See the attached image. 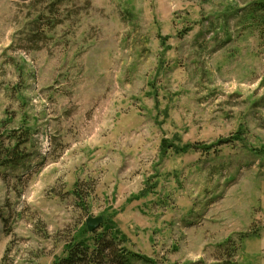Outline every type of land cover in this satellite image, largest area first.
<instances>
[{
    "label": "rangeland",
    "instance_id": "rangeland-1",
    "mask_svg": "<svg viewBox=\"0 0 264 264\" xmlns=\"http://www.w3.org/2000/svg\"><path fill=\"white\" fill-rule=\"evenodd\" d=\"M251 5L0 0V134L30 129L25 162L0 168V264H52L97 217L155 264H213L246 233L236 261L264 264Z\"/></svg>",
    "mask_w": 264,
    "mask_h": 264
},
{
    "label": "trees",
    "instance_id": "trees-1",
    "mask_svg": "<svg viewBox=\"0 0 264 264\" xmlns=\"http://www.w3.org/2000/svg\"><path fill=\"white\" fill-rule=\"evenodd\" d=\"M251 7L250 14L264 13V0H252ZM29 134L28 127L9 132L6 130L0 134V138L5 136L11 142V144L3 146L0 141V168H16L25 162L27 155L21 147L29 140ZM73 195L81 203L78 205L83 210L86 209L84 198L76 185ZM83 231L86 238L72 237L64 245L63 253L55 258L52 264H134L135 261L142 264H155L140 253L130 250L126 246L124 236L117 232L113 233L103 228L89 233L85 227ZM251 237H256V235L242 234L237 244L227 240L222 245L223 254L218 255L213 264H239L235 259L237 247L239 243Z\"/></svg>",
    "mask_w": 264,
    "mask_h": 264
},
{
    "label": "water",
    "instance_id": "water-1",
    "mask_svg": "<svg viewBox=\"0 0 264 264\" xmlns=\"http://www.w3.org/2000/svg\"><path fill=\"white\" fill-rule=\"evenodd\" d=\"M103 218H88L86 220V228L89 233H92L97 230V228L102 224Z\"/></svg>",
    "mask_w": 264,
    "mask_h": 264
}]
</instances>
